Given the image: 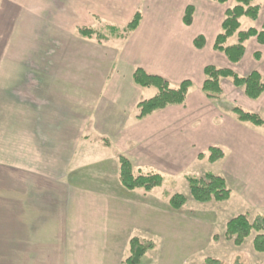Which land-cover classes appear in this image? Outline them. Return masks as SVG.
<instances>
[{
  "label": "crops",
  "instance_id": "crops-1",
  "mask_svg": "<svg viewBox=\"0 0 264 264\" xmlns=\"http://www.w3.org/2000/svg\"><path fill=\"white\" fill-rule=\"evenodd\" d=\"M33 1L42 2L39 8L43 9L48 4V0ZM67 3L68 12H59L57 20L70 21L65 22L70 29L90 27L93 22L89 19L93 18L105 20L106 26L124 28L139 9L144 14L139 27L122 40L109 38L99 43L76 36L66 26L55 30L61 34V42L69 41L72 49L86 50L90 57L98 58L94 64L97 69L89 62L34 68L27 64V57L38 53L39 47L23 53L0 47V122L6 123L7 137L21 139L23 159L27 160L22 165L0 162V264H108L103 254L111 243L109 233L117 230L116 219L132 215L133 220L137 218L134 221H144L141 231L149 237L157 227L158 214L159 221L166 222L157 230L158 236L167 241L166 247L169 243L171 249L175 246L174 255L179 249L178 256L184 260L190 220L178 217L181 223L177 229L174 212L128 197L135 192L122 188L117 181L118 157H128L142 171L187 180L185 174L190 167L208 161L211 147H220L225 153L253 151L257 141L261 142L258 132L242 126L231 112L222 111L220 101L209 100L202 87L207 66L232 69L242 76L258 71L264 78V45L256 38L247 41L238 64L214 49L230 0L226 5L214 0ZM256 4L261 10L255 28L261 30L264 0ZM188 6L195 9L190 26L183 22ZM199 36L206 40L203 49L194 45ZM1 37L0 42L12 40ZM58 50L57 55H61L65 49L61 45ZM258 52L259 60L255 58ZM60 61L67 63L65 59ZM66 68L74 71L68 73ZM137 68L165 78L173 87L191 81L186 103L137 120L134 109L144 89L133 82ZM83 69L98 78L88 77ZM221 84L224 95L227 86L231 95L241 96V89L236 90L229 79ZM26 150L43 155L38 167L28 164L31 160L25 157ZM64 153L69 155L66 165ZM221 162L226 164L227 156L214 164L208 161L211 166ZM102 163L112 166L118 183L113 185L118 190L89 184V180H103L110 185L107 172L98 177L95 170L91 171L94 165L103 168ZM50 201L58 204L54 206H64L56 212ZM138 225L132 223L131 233L138 231ZM130 235L122 232V245L132 238ZM118 255L119 260L113 264H122L124 258Z\"/></svg>",
  "mask_w": 264,
  "mask_h": 264
},
{
  "label": "rangeland",
  "instance_id": "rangeland-1",
  "mask_svg": "<svg viewBox=\"0 0 264 264\" xmlns=\"http://www.w3.org/2000/svg\"><path fill=\"white\" fill-rule=\"evenodd\" d=\"M4 1L0 0V37L2 35L4 38L9 36L12 40L9 42L1 41L0 47L4 48L6 46L5 48H7L8 46L13 53H23L27 50V52H30V49L32 50L34 46L36 49L39 47L38 53H32L30 57H27L28 65L35 68L44 65L55 66V64L57 66H68L74 62L85 65L89 62L94 66L99 61L96 57H90V53L86 50L78 51L72 49L71 42L65 40L63 42L60 41L62 36L55 30L69 26L65 25V22L68 20L66 21L65 18H62L63 21L61 22L57 20V15L59 12L62 15L68 12L69 9L65 10V7H69L67 0H48L46 9L39 8L42 6V2L38 4V1L33 0L30 3H22L21 0H6L5 3ZM230 5L231 7L235 5L234 0H230ZM143 12L141 11V13ZM89 21L93 22L89 25L90 28L102 34H108L105 20L100 21L98 18H93L89 19ZM68 22L70 24V21ZM258 25L259 22L255 23L253 20L243 18L241 20L240 30L245 31L249 28L258 27ZM78 28L70 29L69 27V30L80 37L77 31ZM237 41L238 36L235 35L228 41V44H235ZM61 45L65 50L60 51L61 55H57ZM250 55L253 57L252 53ZM63 59L65 61L67 60V63L60 61ZM94 67L96 68L98 66ZM73 71V69L66 68V72L68 73H72ZM83 73L85 75L88 74L84 69ZM88 77L98 78V75L88 74ZM229 81L232 83L231 80ZM106 82L111 83L109 80ZM105 88L108 89V87ZM106 89L101 93L103 97L105 91L107 92ZM236 90L238 89L236 88ZM240 91L242 93L241 96L236 94L231 95V92L225 86V95L219 100L220 109L224 112H230L236 106L246 112L257 113L264 120V95L258 100H251L245 96L243 90ZM156 93L157 90L155 88L143 89L141 101L154 97ZM137 114L138 108L136 107L134 109V116H137ZM241 125L253 129L260 136L259 139L261 142L257 141V145L253 151L250 150L248 154L240 153L239 150L236 152L226 151V153L228 152L226 154L225 150H223L225 156H227L226 164H222L221 162L215 166H211L206 160L190 167L188 169L189 171L185 174L186 176L198 178H203L205 175L204 172L206 171L217 175L219 174L226 179L228 188L231 191L229 200L223 202L211 201L205 204L196 202L192 199L189 183L183 176H165L162 186L154 189L152 192L146 193L143 190H135L132 191L135 192L134 194L131 193L128 195V197L140 199L144 203L157 204L156 206L160 210L167 211L168 213L174 212L176 219L175 226L177 229L181 223L177 220L178 217L190 220L191 229L185 235V237H189V242L186 241L189 245L186 247V257L184 260L178 256L179 249H176L174 255L173 251L175 246L171 249L172 244L169 243L168 247H166L167 241L158 236L157 230L162 229L166 225V222L162 223L159 221L158 214L157 227L154 226L155 230L152 231L149 237L141 231V228H143L141 226L145 224L144 221H134L137 218L133 220L132 215L116 219V222H118L117 230L114 229L109 233L111 243H109L106 253L104 252L103 254L104 261L109 262L108 264H113L114 261L119 260L120 255L118 254H122L124 259L131 255L129 246L130 239H128V242L126 240V245H122V236L120 237V235L125 231L130 233L132 238L139 237L144 241L150 240L155 244V248L142 258L141 264H203L207 258L217 259L221 264H264V253H259L254 248V240L258 235L257 232L253 231L241 246H237L234 239L226 235L227 224L231 219L239 215H247L249 221L253 223L258 215L264 216V125L262 127H255L251 124ZM6 131V123L0 122V162H15L19 163L18 165L27 164V160L24 161L23 159L21 139L18 141L12 137H7ZM25 153L27 154L25 157L28 156V161L31 160V163L28 162V164H31V166L34 165V167H38L41 164L39 160L43 155L30 153L27 150ZM62 155L64 157V165H66L69 160V155L67 153ZM102 165L103 168L100 167L101 165H94V169H91V171L95 170L98 177H100L102 172H107L110 185L104 184L103 180H95L93 182L89 180V184H93V187L100 188L111 186L110 189L118 190L113 184L118 185L120 183L119 170L117 171V183L114 176L115 172L111 168L112 166L110 167L108 165L107 167L106 163H102ZM37 171L39 170L37 169ZM63 178H65V174ZM95 179L97 178L95 177ZM112 180L114 181L111 182ZM97 181L99 182L97 183ZM176 194L184 195L187 198L186 205L180 211L172 210L169 206L171 197ZM54 204V201H50L49 205L56 212L64 206L63 203L61 206H54ZM129 222H131V225L133 222H138V231L131 233L134 230L131 225L126 229ZM50 250L46 249L45 251L50 252ZM52 260H55V258ZM46 264H48L47 261Z\"/></svg>",
  "mask_w": 264,
  "mask_h": 264
},
{
  "label": "trees",
  "instance_id": "trees-1",
  "mask_svg": "<svg viewBox=\"0 0 264 264\" xmlns=\"http://www.w3.org/2000/svg\"><path fill=\"white\" fill-rule=\"evenodd\" d=\"M214 1L222 5H226L229 2V0ZM256 1L234 0L235 5L229 7L225 12L221 32L215 40L214 49L224 54L232 64L241 62L246 52V42L250 39L256 38L260 45H264V25L261 30H257L256 28H249L245 31L240 30L243 18L253 21L258 20L261 9L256 4ZM194 12L193 6L187 7L183 17V22L186 26L192 25ZM142 18V13L138 11L124 28L112 25L106 26L107 35L90 27H79L78 34L84 39L95 40L99 43L109 38L122 40L139 27ZM235 35L238 36L237 43L229 45L228 41ZM205 43L204 36H199L194 41V45L198 49H203ZM255 58L259 60L261 54L259 52L255 53ZM204 74L205 81L202 91L209 100L219 101L223 98L221 81L224 79L231 80L234 87L243 90L245 96L251 100H258L264 95V78L258 71H253L247 76H241L232 69L207 66ZM132 79L138 87L144 89L155 88L157 90L154 97L138 103L137 120H144L172 106L184 105L193 86L191 81L186 80L177 87H173L165 78L150 74L142 68H137L134 71ZM230 112L241 124H251L255 127H262L264 125V120L257 113L246 112L236 106ZM203 156L200 155V157ZM224 157L225 153L220 147H211L208 151V161L211 164L222 160ZM118 162L119 181L121 186L127 191L143 190L149 193L164 183L163 175L137 169L132 161L124 155L118 157ZM187 181L189 183L190 195L196 202L203 204L211 201L223 202L229 200L231 197V191L228 188L226 179L212 172L205 173L203 178L187 176ZM186 203L187 198L184 195L176 194L171 197L169 206L172 210L180 211ZM253 231L258 233L254 240V248L257 252L264 253V216L262 215H258L253 223L249 221L247 215H239L231 219L227 224L226 235L234 239L237 246H241ZM129 246L131 255L124 259L122 264H141L142 258L155 248V244L152 241H144L139 237L131 238ZM203 264H221V262L214 258H207Z\"/></svg>",
  "mask_w": 264,
  "mask_h": 264
}]
</instances>
